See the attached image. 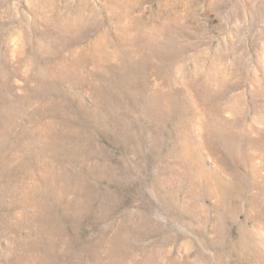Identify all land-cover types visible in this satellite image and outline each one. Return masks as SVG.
Instances as JSON below:
<instances>
[{"label":"rangeland","instance_id":"374dc122","mask_svg":"<svg viewBox=\"0 0 264 264\" xmlns=\"http://www.w3.org/2000/svg\"><path fill=\"white\" fill-rule=\"evenodd\" d=\"M0 264H264V0H0Z\"/></svg>","mask_w":264,"mask_h":264}]
</instances>
